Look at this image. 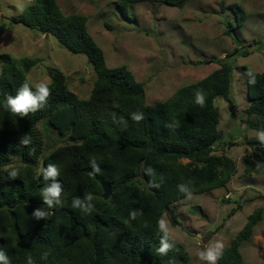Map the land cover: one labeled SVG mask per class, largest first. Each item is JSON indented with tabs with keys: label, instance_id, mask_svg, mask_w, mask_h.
Listing matches in <instances>:
<instances>
[{
	"label": "trees",
	"instance_id": "trees-1",
	"mask_svg": "<svg viewBox=\"0 0 264 264\" xmlns=\"http://www.w3.org/2000/svg\"><path fill=\"white\" fill-rule=\"evenodd\" d=\"M115 2L128 14L131 3L180 7L185 0ZM231 7L240 25L246 14L238 5ZM11 22L51 34L70 53L85 55L96 79L89 97L81 99L61 71L48 69L45 100L27 114L13 113L5 107L9 96L15 98L25 84L38 94L39 86L27 79L38 59L16 61L0 54V254L9 264H187L183 246L159 220L171 204L225 187L235 175V163L214 153L220 133L213 101L220 97L233 107L231 77L238 68L233 56L250 51L234 48L210 74L149 105L143 84L126 66L106 65L85 16L64 14L55 0H34ZM238 70L249 100L244 123L264 132V71L243 65ZM42 120L70 142L45 153ZM254 144L242 163L246 172L264 175V139ZM49 167L56 175H46ZM101 181L111 186L106 200ZM55 186L59 193L51 196ZM259 219L256 209L219 252L218 264H243L238 247Z\"/></svg>",
	"mask_w": 264,
	"mask_h": 264
},
{
	"label": "rangeland",
	"instance_id": "rangeland-1",
	"mask_svg": "<svg viewBox=\"0 0 264 264\" xmlns=\"http://www.w3.org/2000/svg\"><path fill=\"white\" fill-rule=\"evenodd\" d=\"M33 1L0 0V54L7 53L16 61L38 59L27 73L32 86L50 82L48 69L59 70L69 90L87 99L96 73L86 56L70 53L51 34L11 22ZM55 1L64 14L87 18V29L103 50L106 65L126 66L143 84L145 104L169 99L178 88L204 78L219 67L217 60L234 48L250 51L246 56H233L235 67L264 71V0H185L180 7L137 2L127 5L128 14L117 7V0ZM233 5L246 14L240 25ZM238 68L233 69L231 77L233 107L220 97L213 101L219 110L220 133L214 153H224L235 163V175L225 187L191 194L171 204L159 220V227L183 246L187 264H218L219 252L256 209L260 219L238 252L243 264H264V175L246 172L242 163L243 155L252 153L255 141H263L264 132L244 123L243 109L249 100ZM38 128L47 147L45 153L70 142L45 120L38 123ZM208 251L215 254L214 262L201 259L200 254L206 256Z\"/></svg>",
	"mask_w": 264,
	"mask_h": 264
},
{
	"label": "clouds",
	"instance_id": "clouds-1",
	"mask_svg": "<svg viewBox=\"0 0 264 264\" xmlns=\"http://www.w3.org/2000/svg\"><path fill=\"white\" fill-rule=\"evenodd\" d=\"M48 95V87L46 85H39L38 87V94L33 95L32 92L29 90V86L25 84V86L19 91L18 95L13 98L9 96L5 103V107L10 109L13 113L19 114H27L29 111H34L38 105V101H44L45 97ZM200 102V101H198ZM12 175H16L15 172ZM47 176H54L56 175V170L54 167H49L46 172ZM49 193L51 196H56L59 193V186H55L49 189ZM49 203H51V199H49ZM167 249V245L160 249L163 253ZM201 259H207L209 261L214 262L216 259L215 254L212 251H208L207 255L205 256L203 253L200 254ZM0 264H9L7 257L3 254H0Z\"/></svg>",
	"mask_w": 264,
	"mask_h": 264
},
{
	"label": "water",
	"instance_id": "water-1",
	"mask_svg": "<svg viewBox=\"0 0 264 264\" xmlns=\"http://www.w3.org/2000/svg\"><path fill=\"white\" fill-rule=\"evenodd\" d=\"M42 167H43V161L41 160L40 163H39V169L37 171L38 174L41 173ZM100 184H101V187H102V194H101L102 198L105 199V200L110 198L111 193H112L111 186L109 184L103 182V181H101Z\"/></svg>",
	"mask_w": 264,
	"mask_h": 264
}]
</instances>
